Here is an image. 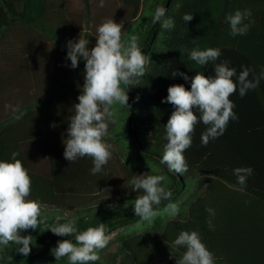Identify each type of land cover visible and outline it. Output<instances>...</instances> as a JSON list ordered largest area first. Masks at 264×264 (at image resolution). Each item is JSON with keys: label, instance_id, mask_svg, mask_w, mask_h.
I'll return each mask as SVG.
<instances>
[{"label": "trees", "instance_id": "trees-1", "mask_svg": "<svg viewBox=\"0 0 264 264\" xmlns=\"http://www.w3.org/2000/svg\"><path fill=\"white\" fill-rule=\"evenodd\" d=\"M82 2L83 14L76 19L70 0H0V35L12 27H24L39 32L56 51L54 58H40L29 43L3 71L6 81L27 74L33 95L20 109L21 119L13 118L19 113L0 119V160L11 162L12 152H19L17 159L32 181L28 199L41 203L45 223L20 233L32 236L30 255L25 257L10 242L0 246V264H69L67 257L57 261L51 250L63 239L75 243V237L50 231L69 220H75L79 231L103 222L108 237L118 232L116 250L108 252L109 240L98 251L100 259L90 264H176L185 249L175 247L173 241L182 230L200 233L214 254V264H264V79L243 97L238 85L245 67L251 70L249 80L264 71V0H120L122 37L138 35L148 60L145 76L136 78L128 90L130 107L117 106L116 123L109 125L105 137L113 145L112 158L95 175L90 171L94 166L90 157L70 162L63 155L85 75L83 59L75 69L66 59L67 42L81 36L89 40L91 49L97 37L84 32L92 22V0ZM158 6L174 20L173 29L153 23ZM244 9H251L254 23L246 35L232 36L226 16ZM186 13L193 15L190 22L182 19ZM196 47L219 48L221 55L200 66L189 58V51ZM224 61L236 69L232 79L238 87L230 99L238 119L230 120L224 134L206 146L201 134L208 126L197 123L192 145L184 152L188 171L171 172L160 160L167 143L165 125L175 109L162 100L172 85L191 87L190 79L173 74L214 76L215 65ZM195 114L201 115L198 109ZM249 167L253 171L246 185L239 184L233 170ZM145 173L166 176L163 186L172 192L151 223L133 211L143 191H133L130 181ZM170 203L179 207L174 217L164 211Z\"/></svg>", "mask_w": 264, "mask_h": 264}, {"label": "clouds", "instance_id": "clouds-1", "mask_svg": "<svg viewBox=\"0 0 264 264\" xmlns=\"http://www.w3.org/2000/svg\"><path fill=\"white\" fill-rule=\"evenodd\" d=\"M100 7L104 0H100ZM164 7H157L153 23L160 22L162 28L173 29L175 22L166 16ZM252 16L251 9L236 10L226 16L230 26V35H246L249 31ZM184 22H190L193 15L186 13ZM248 20L249 23H245ZM122 23L106 19L97 28L95 46L89 49V40L80 38L67 42L66 59L71 61V68L79 66L81 59L85 61V75L79 103L74 105V114L70 117L67 138L64 140V158L74 162L77 158L90 157L93 160L91 174L102 171L112 158L113 145L105 141L109 136V125L117 120L118 107H130L128 90L134 86L136 78L145 76L148 57L139 47V36L132 34L126 39L122 37ZM221 55L219 48L200 50L198 47L189 51V58L200 66H206L210 61H216ZM250 69L245 67L238 76L239 95L245 96L247 91L259 86L264 79V71L254 80H249ZM214 76H205L197 72L189 78L186 73L175 72L184 80L191 81L190 90L183 84L170 86L167 97L162 103H170L174 107L165 125L167 143L164 146L161 164L169 171L183 175L188 171V163L184 152L192 145V134L197 123L208 126L201 134L204 146L210 139L223 135L230 120L238 119L233 111L235 104L230 97L237 91V83L232 77L236 75L235 68H229L228 62L216 64ZM139 97H137V100ZM13 113L14 119L19 120L24 113L19 105H6ZM199 110L200 117L195 114ZM19 152H12L11 162L0 160V246H8L10 242L18 245L17 251L25 257L31 253L32 236H22L21 232L29 229L36 230L42 219V205L38 200L28 199L31 194L32 181L28 170L17 159ZM252 169L236 168L233 174L237 182L246 185V177L252 174ZM167 181L164 175H134L130 183L133 191H143L136 197L133 211L135 216L149 223L159 215L156 210L163 201L170 200L171 190L163 186ZM210 215H215L211 208L205 209ZM170 216L179 213L176 203H170L164 209ZM212 229L211 221H208ZM50 231L62 237L74 236L75 243L69 239L57 242L51 250L56 260L67 257L69 264H90L100 259L98 251L109 243L106 235L108 226L101 222L98 226L88 227L79 231L75 220L58 224ZM175 247L185 249L176 264H214V254L202 242L200 233L193 230H182L173 241Z\"/></svg>", "mask_w": 264, "mask_h": 264}, {"label": "rangeland", "instance_id": "rangeland-1", "mask_svg": "<svg viewBox=\"0 0 264 264\" xmlns=\"http://www.w3.org/2000/svg\"><path fill=\"white\" fill-rule=\"evenodd\" d=\"M99 5L100 0H92V22L84 28V32L93 36H97L98 26L106 19H113L116 23H123V18L120 14V0H104V6L100 7ZM70 10L74 18L81 19V15L84 11L82 0H70ZM1 40L0 60L4 58L7 61L11 53L14 54L15 51L22 49L24 45L28 47L27 44L29 43L33 45L37 54H40V58H54L56 55V51L53 49L52 45L43 39L39 32L24 27L20 31L5 33ZM23 61H25L26 64L28 62L26 57ZM117 234L118 232H114L109 236L111 248L108 252L110 253L116 250ZM108 254L109 253H107V256Z\"/></svg>", "mask_w": 264, "mask_h": 264}, {"label": "crops", "instance_id": "crops-1", "mask_svg": "<svg viewBox=\"0 0 264 264\" xmlns=\"http://www.w3.org/2000/svg\"><path fill=\"white\" fill-rule=\"evenodd\" d=\"M22 28L23 27L16 26L4 30L3 34L0 35V41H2L1 39L5 33L20 31ZM25 47L26 45H24L22 49L15 51L14 54L11 53L7 61L4 58L0 60V119L16 114L6 108V105H19V108L21 109L33 95V91L29 90L30 86L27 74L20 73L14 79L9 81H6V76L3 74L5 66L11 64L12 57L17 53H20L21 55V52L26 49Z\"/></svg>", "mask_w": 264, "mask_h": 264}]
</instances>
